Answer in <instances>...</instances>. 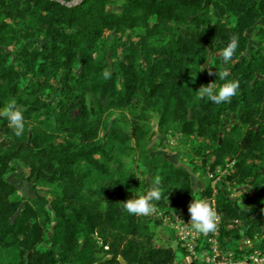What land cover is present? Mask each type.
I'll return each instance as SVG.
<instances>
[{"label":"trees","instance_id":"obj_1","mask_svg":"<svg viewBox=\"0 0 264 264\" xmlns=\"http://www.w3.org/2000/svg\"><path fill=\"white\" fill-rule=\"evenodd\" d=\"M232 34L239 47L223 64ZM222 68L238 94L221 105L199 99L201 85L223 83L208 74ZM10 99L25 131L15 136L0 118V264H176L150 219L119 204L153 179L139 185L102 160L130 138L113 123L101 143L104 117L132 105L141 107L131 122L137 145L155 111L159 133L202 139L195 156L212 171L231 162L226 180L256 189L240 208L220 191L215 209L221 246L242 250L249 238L264 251V0H0V108ZM142 157L163 177L155 212L186 215L192 197H212L209 186L195 192L184 167ZM18 164L52 187L49 197L18 196L8 181Z\"/></svg>","mask_w":264,"mask_h":264},{"label":"rangeland","instance_id":"obj_2","mask_svg":"<svg viewBox=\"0 0 264 264\" xmlns=\"http://www.w3.org/2000/svg\"><path fill=\"white\" fill-rule=\"evenodd\" d=\"M109 9L117 8L112 6ZM247 37L250 45L256 43V38L252 36L251 32H248ZM140 108L139 105H132L127 108L115 109L104 117L106 124L99 133L101 143H106V136L113 123L130 135L127 146L125 145L121 150L108 151L109 160L102 159L115 173H120L129 180L133 178L139 185L152 180L160 171L159 162L157 161L156 168L147 165V161L142 157V153L147 152L151 157L161 156L176 166L187 169L190 173L192 188L196 193L209 186L213 190L211 196L215 198L218 192L223 191L236 208H240L248 200L257 198V191L252 185H238L226 180L232 166L231 162L227 163L224 168L216 167L212 171L209 166L210 162H203L202 157L193 154V149L198 145L207 144L202 139L183 137L175 129H171L166 136L159 133L158 114L155 111L147 110L144 120L140 122L146 134L137 145L136 138L132 135L131 122L133 115L137 114ZM139 147L142 148L141 152ZM96 158H100V156L97 155ZM8 181L16 188L18 196L25 199L35 198L38 195L49 197L48 191L52 188L48 184L37 183L29 168L21 164L17 165L16 170L8 173ZM160 214L155 212L148 217L141 216L150 219L156 246H170L175 251L176 264H191L188 254L181 253L182 246L178 243L168 222L165 221L166 214L162 217ZM230 245L228 244L227 247L229 248Z\"/></svg>","mask_w":264,"mask_h":264},{"label":"clouds","instance_id":"obj_3","mask_svg":"<svg viewBox=\"0 0 264 264\" xmlns=\"http://www.w3.org/2000/svg\"><path fill=\"white\" fill-rule=\"evenodd\" d=\"M238 47L239 37L236 34H232L219 52V57L223 64H227L233 58ZM208 74L215 75L216 78L218 77L223 83L215 84L214 82H210L207 85H201L196 90L198 98L206 99L215 105L230 103L232 98L238 94L240 88L239 80L227 79L229 71L226 68H222L218 72L215 71V73L209 70ZM102 76L105 80L109 79L111 77L110 70L104 69ZM23 111L24 110L18 106L15 99H10L0 108V118L7 121L8 127L17 137L22 136L25 131ZM137 178L139 179V177ZM162 181L163 177L156 175L143 194L120 201L119 204L122 210L129 215L138 217L151 216L156 211V203L154 202H159L164 195ZM187 211L190 217L187 223L190 224L191 229L196 233L208 235L217 231L221 217L210 202L202 198L197 199L192 197L191 202L188 204ZM262 212H264V209H262Z\"/></svg>","mask_w":264,"mask_h":264},{"label":"built area","instance_id":"obj_4","mask_svg":"<svg viewBox=\"0 0 264 264\" xmlns=\"http://www.w3.org/2000/svg\"><path fill=\"white\" fill-rule=\"evenodd\" d=\"M215 208L213 197L207 200ZM162 217L163 215L160 214ZM165 221L171 227L178 243L184 248L191 259V264H264V251L254 245V241L244 238L242 250L233 251L225 244L220 245V222L215 233L201 235L191 229L189 213L166 215Z\"/></svg>","mask_w":264,"mask_h":264},{"label":"water","instance_id":"obj_5","mask_svg":"<svg viewBox=\"0 0 264 264\" xmlns=\"http://www.w3.org/2000/svg\"><path fill=\"white\" fill-rule=\"evenodd\" d=\"M118 261L121 263V264H126L123 259L121 257L118 258Z\"/></svg>","mask_w":264,"mask_h":264}]
</instances>
